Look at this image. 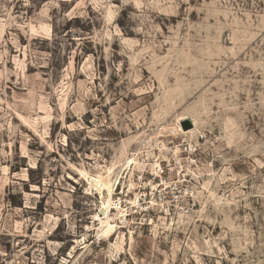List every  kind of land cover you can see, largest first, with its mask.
<instances>
[{
  "label": "rangeland",
  "instance_id": "obj_1",
  "mask_svg": "<svg viewBox=\"0 0 264 264\" xmlns=\"http://www.w3.org/2000/svg\"><path fill=\"white\" fill-rule=\"evenodd\" d=\"M0 264H264V0H0Z\"/></svg>",
  "mask_w": 264,
  "mask_h": 264
},
{
  "label": "bare ground",
  "instance_id": "obj_2",
  "mask_svg": "<svg viewBox=\"0 0 264 264\" xmlns=\"http://www.w3.org/2000/svg\"><path fill=\"white\" fill-rule=\"evenodd\" d=\"M193 123V125L195 124V122H192ZM180 131H181V133H188V132H190V131H188V132H185V130L184 129H182L181 127H180ZM90 179V184L92 185V183L94 182V185L95 186H97L98 184H99V186H103V187H106V184L101 180V178L100 177H97V178H94V177H91V178H88V180ZM99 191H100V189H99ZM103 213H104V215H103V219L102 218H98L97 217V219H99V223L101 224V226L103 227H105L104 229H103V233L104 234H106V235H109V234H111V233H113L114 231H115V227H116V225L115 224H112L111 223V221H110V216H109V209H108V207L106 208V210L105 211H103ZM122 240V239H121Z\"/></svg>",
  "mask_w": 264,
  "mask_h": 264
},
{
  "label": "built area",
  "instance_id": "obj_3",
  "mask_svg": "<svg viewBox=\"0 0 264 264\" xmlns=\"http://www.w3.org/2000/svg\"><path fill=\"white\" fill-rule=\"evenodd\" d=\"M124 204L121 200V198L118 196L116 198H113V200L111 201V204H110V209L111 210H114L115 212H118V213H123L126 215V212L124 209ZM184 213L185 209L183 207H179L178 209H176V211H174L175 213ZM167 213L169 214V212L167 211Z\"/></svg>",
  "mask_w": 264,
  "mask_h": 264
},
{
  "label": "water",
  "instance_id": "obj_4",
  "mask_svg": "<svg viewBox=\"0 0 264 264\" xmlns=\"http://www.w3.org/2000/svg\"><path fill=\"white\" fill-rule=\"evenodd\" d=\"M182 127L184 130H187L191 127V122L189 120H186V122L182 123Z\"/></svg>",
  "mask_w": 264,
  "mask_h": 264
}]
</instances>
